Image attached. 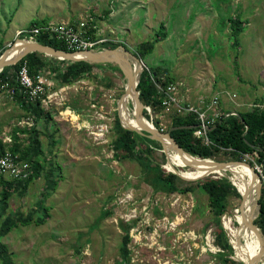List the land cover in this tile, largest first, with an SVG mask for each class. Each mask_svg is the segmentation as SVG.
Returning a JSON list of instances; mask_svg holds the SVG:
<instances>
[{"label":"rangeland","instance_id":"1","mask_svg":"<svg viewBox=\"0 0 264 264\" xmlns=\"http://www.w3.org/2000/svg\"><path fill=\"white\" fill-rule=\"evenodd\" d=\"M232 18L244 21L237 43L231 36ZM61 20H93L101 37L117 42L114 48L123 46L131 60L139 58L142 68H160L173 78L183 100L196 103L216 96L223 113L257 104L264 110V78L254 76L253 53L255 46L264 49V0H0V55L16 43V28L24 29L31 21ZM147 39L158 40L141 59L136 48ZM39 54L45 65L37 73L48 95L38 102L42 115L35 118L18 99L0 94V149L28 152L35 137L38 154L33 158L40 164L39 175L25 188L0 174L13 185L0 205V242L12 264H223L219 253L243 264L233 258L231 246L224 247V240L229 241L222 218L241 201L231 173L181 178L166 169L161 143L134 130L143 151H137V158L120 154L118 133L125 127L117 107L126 85L121 71L100 64L63 84L59 75L66 64L51 63ZM143 111L154 126L170 128L172 110L145 105ZM28 116L33 124L20 125ZM197 157L251 162L253 169L257 153L220 151ZM151 164L157 168L155 178ZM206 179H223L235 188L220 218L200 186ZM4 188L0 183V198ZM46 191L48 217L29 221V215L38 218V202ZM260 196L255 194L251 212L255 210L253 223L259 229ZM121 222H134L126 241Z\"/></svg>","mask_w":264,"mask_h":264},{"label":"trees","instance_id":"2","mask_svg":"<svg viewBox=\"0 0 264 264\" xmlns=\"http://www.w3.org/2000/svg\"><path fill=\"white\" fill-rule=\"evenodd\" d=\"M109 11H105L107 14ZM231 21V36L234 43H237V36L240 34L243 29L244 21L240 19H230ZM38 23L37 21H31L30 24ZM89 25L91 27V34L94 35L95 30L92 28L95 25L93 20L89 21ZM156 35L161 38L164 33L159 29L156 32ZM158 39H147L141 43L136 48L138 56L142 59L146 54L152 51L154 47V43ZM37 41L42 44L50 45L54 48L61 50H68L62 43L51 41L44 39L42 37L38 38ZM117 43L112 41H106L95 47L94 49H102V48H114ZM49 62H59L57 60H53L50 57L46 58ZM26 61L28 71L30 75H35L42 67L45 65V60L42 55L38 52H31L26 54L21 61H18L14 65L9 68L4 67L0 71V80L8 81L11 83L14 88V97L22 103L26 109L36 117L42 115L43 111L39 107V103H30L25 102L22 99V96L17 88V84L14 80L15 71L18 69L19 65L22 61ZM66 64L65 69L59 75V80L61 83H71L81 79L85 74L88 73L92 66H100V64H91L85 61H76V62H68V61H60ZM111 66V64H108ZM113 67V66H112ZM115 70H120L117 66L113 67ZM12 70L14 74H12ZM164 75L160 68H143L140 73L139 81L137 84V90L139 92V97L144 105L151 106L154 108H162L160 95L153 83V79H158L160 76ZM168 80H174L173 78L166 75ZM229 112V111H226ZM146 114L145 111H143ZM174 114V113H173ZM119 116V114H118ZM120 118V116H119ZM121 120V118H120ZM122 123V121H121ZM198 125L195 117L193 115H176L174 114L171 120V126H181L176 130L171 131V136L175 139L178 145L189 152L192 155L200 156V157H210L215 152L226 151L232 155L239 156L242 153L247 152H256L258 160L264 159V110L260 106H253L248 110L237 112V115H227L224 114L219 118L214 125V128L207 131V137L210 141L209 144H204L200 138H197L193 135V130L195 126ZM155 126L158 127L157 123ZM170 126V127H171ZM32 133L35 134V130L32 129ZM153 143H158L155 140L148 139ZM118 144L117 148L121 154H126L125 156L130 158H137V153L142 152V143L140 140V136H138L133 130L127 128H121L118 133ZM30 143L32 146L28 152H19L17 148L12 147L11 150L15 154H19L20 159H24L30 163L31 173L28 177L23 181L12 180L13 185L21 183L23 188L27 186L29 181L33 177H37L40 171V164L37 160L33 158V156L37 155L36 151V141L35 137H31ZM1 147V146H0ZM138 151V152H137ZM236 161V160H229ZM176 164H183L182 161L176 160ZM251 163V162H250ZM249 163V164H250ZM252 164V163H251ZM156 165L151 164L150 170L153 172V178H155L154 174H157ZM155 169V170H154ZM0 183L4 185L3 195L0 198V205H4L6 203V199L8 197L9 189L13 188V185L10 183H5V181L1 178ZM52 185H55V181H52ZM200 186L206 191L208 195V202L213 211L214 215L218 218L225 212L226 200L230 193H235V188L231 185L230 182L225 181L223 179H206L203 181ZM239 193V192H238ZM49 192H43L42 197L38 202V218H33V215H29L28 220L36 223L44 222V220L48 217V207L44 204V201L49 196ZM240 194V193H239ZM259 203V214L258 220L261 224L259 227L264 236V202H263V194L260 196L258 201ZM256 223V222H254ZM134 224V222L130 223ZM128 223H120L121 229L124 230L127 239V233L130 227ZM229 244L227 240H224V247L230 250V246L233 251H243V250H251L257 252L259 254H264V243L262 246L261 237L259 231L257 229H251L245 226V223L238 224L233 228L226 227L224 228ZM219 233L224 236V232L221 226H218ZM222 258L223 264H234L230 258L226 257L227 253H219ZM0 259L2 260V264H12V257L6 246L0 242Z\"/></svg>","mask_w":264,"mask_h":264},{"label":"built area","instance_id":"3","mask_svg":"<svg viewBox=\"0 0 264 264\" xmlns=\"http://www.w3.org/2000/svg\"><path fill=\"white\" fill-rule=\"evenodd\" d=\"M92 28L95 30L94 35L91 34L89 22L84 20L38 22L30 24L24 29L17 30L15 34L18 38L16 43L22 41L38 42L37 39L42 37L62 43L71 51H81L93 49L101 43L109 41L98 34V29L95 25ZM23 57L18 61H21ZM14 80L25 102L36 103L44 101L48 97L43 77L39 73L30 75L25 60L21 62L15 71ZM153 83L160 95L161 106L165 110H172L174 114L180 116L193 115L195 117L198 125L195 126L193 135L200 138L206 145L210 143L207 131L215 125V122L223 114L224 116L237 115L236 111L220 112L219 100L216 96L200 99L196 103L183 100L180 96L177 82L168 80L164 75L158 79H153ZM0 94H5L10 99L14 97V88L10 82L0 80ZM234 96L232 95L230 98ZM23 123L31 126L33 124L32 118L26 117ZM253 169L259 179L264 202V159L258 160L257 157L253 163ZM30 173L31 166L28 161L20 159L10 149H0V174L8 175L12 180L23 181Z\"/></svg>","mask_w":264,"mask_h":264},{"label":"bare ground","instance_id":"4","mask_svg":"<svg viewBox=\"0 0 264 264\" xmlns=\"http://www.w3.org/2000/svg\"><path fill=\"white\" fill-rule=\"evenodd\" d=\"M20 46V47H18ZM23 42L15 43L3 57V61H12L26 50ZM136 69L139 64H135ZM126 96L123 100L118 101L117 112L121 118L122 125L135 130H140V118L134 114V108L129 107L132 102L134 88L129 87ZM145 122L153 125L150 121L144 118ZM164 148L167 153L168 161L165 165L166 169L174 174L179 175L186 180H196L204 178L212 174H220L229 171L232 175V184L241 195V201L236 206L232 213L222 218V227H234L238 224L245 223L249 227V223L255 216L256 199L255 194L258 191L259 179L255 171L247 164L246 161H215L208 158H199L194 155L178 152L174 150L169 142L164 143ZM176 160H180L183 164L178 165ZM190 168L191 170H187ZM258 230V229H257ZM259 231V230H258ZM260 233V231H259ZM261 237V236H260ZM262 243V239H261ZM263 246V243H262ZM212 248V247H211ZM232 249V248H231ZM233 258L241 261L243 264H264V254H259L251 250L233 251Z\"/></svg>","mask_w":264,"mask_h":264},{"label":"water","instance_id":"5","mask_svg":"<svg viewBox=\"0 0 264 264\" xmlns=\"http://www.w3.org/2000/svg\"><path fill=\"white\" fill-rule=\"evenodd\" d=\"M22 42L27 48L22 54H20L14 60L3 61V57L6 54V52L9 50V48L6 49L0 55V71L6 66L15 64L21 57L31 52L41 53L43 55H46L52 58L53 60L68 61V62L85 61L91 64H105L106 63V64L116 65L120 69L124 78L126 79L125 92L119 100L120 101L123 100V98L127 94L126 92L128 88L133 86L134 94H133L131 104H132V107L134 108L135 116L137 118H140L139 119L140 120L139 122L140 130H135L129 127H125V128L134 130L137 133L145 134L148 138L161 143L163 148H164V143L169 142L171 147L174 150L191 155L189 152L182 149L178 145V143L175 141V139L171 136V131L181 128V126H171L168 130L163 131L161 129L156 128L154 125H149L147 122H145L144 120L145 117L143 115V110L145 108V105L141 101L139 97V92L137 90L139 76L143 68L142 66H139L136 69L135 64L140 62L139 58L133 56L134 61L131 60V58L128 56L126 49L123 48V46H121L120 48L119 47L102 48L99 50L93 48V49H86V50H81V51H68V50L57 49L50 45L42 44L39 42H29V41H22ZM212 128H214V126L210 127L209 130H211ZM247 164L252 168L251 164L249 163ZM259 196H260V182H259V187L257 191V198H259ZM259 207L260 206H258V212H259ZM249 227L251 229H258L260 231V229L253 223V220L249 223ZM259 234L261 236L262 242L264 243V237L262 235V232L260 231Z\"/></svg>","mask_w":264,"mask_h":264},{"label":"crops","instance_id":"6","mask_svg":"<svg viewBox=\"0 0 264 264\" xmlns=\"http://www.w3.org/2000/svg\"><path fill=\"white\" fill-rule=\"evenodd\" d=\"M17 30H19V28H16L13 32V36H15ZM16 37V36H15ZM16 39V38H15ZM20 47V46H18ZM253 53H255V57H254V76L256 78L260 77V75H262V77L264 78V63H262L263 59H264V49H258L257 46H255V49L253 51ZM259 54H261V56H259ZM264 80V79H262ZM230 100H232L230 98ZM264 104V103H263ZM258 105V104H257ZM229 111H234V110H229ZM70 113H68L69 115H71L72 117L75 116V114H73L70 110H69ZM67 113V112H66ZM28 117H31V116H28ZM26 118V117H25ZM25 118H22L21 121H19V124L22 125V126H25L23 121H25ZM32 118V117H31ZM74 118V117H73ZM77 121V119L75 120ZM28 126V125H27ZM226 228V227H225ZM231 228V227H230ZM233 228V227H232Z\"/></svg>","mask_w":264,"mask_h":264}]
</instances>
